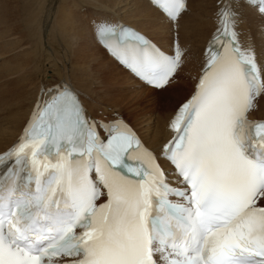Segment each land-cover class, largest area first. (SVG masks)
Segmentation results:
<instances>
[{
    "label": "snow or ice",
    "instance_id": "obj_1",
    "mask_svg": "<svg viewBox=\"0 0 264 264\" xmlns=\"http://www.w3.org/2000/svg\"><path fill=\"white\" fill-rule=\"evenodd\" d=\"M152 3L175 22L187 11V0ZM220 16L213 43L223 51L210 44L161 152L184 187L169 182L123 120L98 124L55 86L0 154V166L14 158L0 174V264H264V120L248 118L264 97V69L239 46L236 13ZM113 30L98 25L112 54L147 84L167 86L182 62L179 45L168 55L127 33L141 46L121 47L108 42Z\"/></svg>",
    "mask_w": 264,
    "mask_h": 264
},
{
    "label": "bare ground",
    "instance_id": "obj_2",
    "mask_svg": "<svg viewBox=\"0 0 264 264\" xmlns=\"http://www.w3.org/2000/svg\"><path fill=\"white\" fill-rule=\"evenodd\" d=\"M217 1L227 5V0H189V11L183 14L175 30L148 0H0V29L5 28L1 37L7 38L5 45L10 46L14 54L8 78L1 80L0 77V152L17 139L41 87L47 89L49 84L62 79L79 89L91 109L96 106L97 110L106 111L112 104L117 109L111 110L120 112L131 107L132 125L150 147L160 151L173 135L170 124L188 94L187 86L170 80L161 89L170 86L162 91L159 114L155 109L144 111L141 104L149 101L150 95L158 89L146 87L108 55L88 32L85 21L89 20L82 16L81 9L121 19L148 33L167 49L176 43L186 46L183 70L190 72L189 77L202 66L205 43L215 28L213 15L218 8ZM19 10L23 11L21 19L17 20L20 22L16 26L12 23L11 27L12 24H8ZM235 20L236 29L243 30L245 37H253L264 63L261 15L241 3L240 16ZM176 32L178 37L174 36ZM16 34L19 35L12 38ZM254 116L264 118V97L259 100Z\"/></svg>",
    "mask_w": 264,
    "mask_h": 264
},
{
    "label": "rangeland",
    "instance_id": "obj_3",
    "mask_svg": "<svg viewBox=\"0 0 264 264\" xmlns=\"http://www.w3.org/2000/svg\"><path fill=\"white\" fill-rule=\"evenodd\" d=\"M20 12H22L23 13V11L22 10H19V13H17L18 15H16L15 16V18L13 19V20H11L12 22H9V24L8 25H10V24H12V23H14V24H12V25H10L11 27L14 25V26H16V24H19V22L20 21H17L18 19H21L20 17H21V14L22 13H20ZM83 12V11H82ZM16 17H17V19H16ZM16 20V21H15ZM17 22V23H16ZM4 31H5V28H1L0 29V58L2 59V57L3 56H8V55H10V54H12L10 57H8L7 58V61H6V59L5 60H3V61H1V59H0V77L1 78H3V79H1V80H4V78L6 79V78H8V76L7 75H9V73H8V71L10 70V68L13 66V60H14V54H13V50H11V48H10V46H7V45H5V42L7 41V38H4V39H2V37H1V33L2 34H5L4 33ZM176 33H178V32H176ZM19 34H16L15 36H12V38L13 37H17ZM176 37V36H175ZM178 37V36H177ZM8 39H11L10 37L8 38ZM3 45V46H2ZM2 48H4V50L2 49ZM7 51V52H6ZM2 52V53H1ZM12 52V53H11ZM15 52V51H14ZM7 53H9V54H7ZM2 54H6V55H2ZM9 59V60H8ZM10 61V62H9ZM6 63V64H5ZM3 66V67H2ZM5 66V67H4ZM4 68H6V69H4ZM123 68V67H122ZM3 69V70H2ZM125 69V68H124ZM6 71V72H5ZM10 72V71H9ZM185 72H187V71H184V73ZM5 73V74H4ZM8 73V74H7ZM194 73V72H193ZM192 73V74H193ZM1 74H3V77H2V75ZM188 75H189V72L185 75V77L187 78L188 77ZM185 79V78H184ZM177 82H180V83H182V84H184L185 86H187L186 88H185V91H186V89L187 88H189V84H188V81H183L182 79H179V80H177ZM147 87V86H146ZM170 88V86H168L167 88H165L164 90H167V89H169ZM139 89H145V88H139ZM155 90H157V89H155ZM164 90H157V92H154V93H152L151 95H150V100L149 101H147V102H145V103H143V104H141L142 106H140V108H142V109H144V111H147V110H149V109H155L156 110V114H159V110L160 109H158V108H160V105H159V100H160V97H162V95L164 94V93H162V91H164ZM154 100H156V101H154ZM158 100V101H157ZM184 100V99H183ZM151 102V103H150ZM150 103V104H149ZM155 103H156V105H155ZM154 105V106H153ZM109 107V109H112V110H114V109H117L116 107L114 108V105H109L108 106ZM130 109H132L131 107L130 108H128V107H126L125 109L123 108L121 111H120V113H122V114H124L131 122H132V120H133V113L130 111ZM111 110V111H112Z\"/></svg>",
    "mask_w": 264,
    "mask_h": 264
}]
</instances>
